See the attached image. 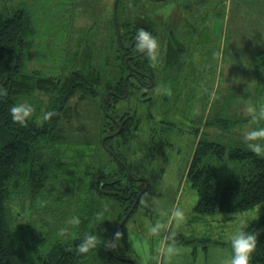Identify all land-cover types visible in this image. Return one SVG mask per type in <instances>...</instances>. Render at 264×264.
<instances>
[{
	"label": "rangeland",
	"instance_id": "rangeland-1",
	"mask_svg": "<svg viewBox=\"0 0 264 264\" xmlns=\"http://www.w3.org/2000/svg\"><path fill=\"white\" fill-rule=\"evenodd\" d=\"M18 6L37 29L24 73L37 70L62 79L79 69L73 59L91 47L93 64L102 73L111 70L117 78V54L109 50V41L124 39L133 44L140 27L152 31L162 46L159 63L143 55L145 73L131 67L135 79L115 99L106 95L102 104L99 97L77 94L68 103L71 118L55 128L57 140L49 144L53 153L47 154L53 158L48 185L49 189L55 186L53 191L31 202L21 189L8 199L7 219L18 245L26 250L28 244L36 247L44 233L65 227L51 206L53 196L63 193L65 185H75L76 176L97 163L104 172L117 171L113 159L117 155L142 189L134 203L149 190L148 199L133 213L134 205L125 214L116 202L98 201L102 240L121 232L117 258L154 264L156 238L148 228L166 219L159 215L161 208L175 205L185 209L186 219L174 226L182 251L171 264H221L230 254L228 238L236 220L246 214L249 226L260 208L232 215L197 214V195L185 174L201 134L246 146L244 133L263 125L264 120L257 124L242 119L249 117V104H264V80L255 74L252 61L264 50V0H0L7 13ZM116 21L119 26L111 30ZM109 57L106 68L102 60ZM116 62L118 66L120 61ZM162 86L170 87L172 94L158 91ZM24 101L35 106L38 123L43 111L51 108L52 97L37 93ZM217 119L241 123L222 128L216 126ZM105 143L113 152L105 149ZM222 169L224 174L232 166L223 164Z\"/></svg>",
	"mask_w": 264,
	"mask_h": 264
},
{
	"label": "trees",
	"instance_id": "trees-1",
	"mask_svg": "<svg viewBox=\"0 0 264 264\" xmlns=\"http://www.w3.org/2000/svg\"><path fill=\"white\" fill-rule=\"evenodd\" d=\"M115 24H112L111 30L119 26L117 21ZM36 35L37 29L23 7L18 6L10 13L0 7V88L6 89V94L0 95V264H87L88 260L90 264H136L129 259L117 258L115 249L106 248L103 243L96 251L87 254L76 250L79 237L85 231L95 230L100 221L97 217L99 200L116 202L127 214L133 205L132 213L142 200L148 199L147 188L134 203L142 189L133 179L135 176L128 175L126 166L121 164L117 155L113 156L118 165L117 171L104 172L101 164L97 163L77 175L75 185H65L63 193L53 196L54 205L51 206L58 211V218H62L65 228L75 232V236L66 234L67 238L61 240L57 235L58 228L54 234L44 233L36 247L28 244L26 250L18 245L10 230L7 204L11 194L24 189L33 202L43 194L49 195L55 187L49 189L48 186L53 158L47 154L51 153L49 151L53 153L49 144L56 139L53 137L55 128L61 120L71 118L68 103L79 94L81 98L99 97L104 104L106 95L115 99L132 84L135 78L131 75V67L143 73L147 69L145 57L135 49V42L127 44L124 39H117L109 41V50L117 54L114 58L119 72L117 78L111 70L105 69L102 73L93 64L91 47H86L84 54L73 59L79 64V69L75 68L62 79L45 76L37 70L24 73L25 58L35 44ZM135 52L138 54L134 56ZM116 61H120L118 66ZM252 61L255 74L264 80V50L257 52ZM102 62L107 68L111 59L105 58ZM37 93L52 97L49 110L54 109L56 114L38 124L34 118L36 110L24 124L13 121L10 107ZM103 108L107 112V106ZM250 120V117H245L242 122ZM215 123L218 127L228 128L241 122L217 119ZM138 126L139 123L135 129ZM124 131H120L119 135ZM208 136L201 134L186 168V181L197 195L194 211L205 216L232 215L259 207V216L248 226V230L257 234V247L252 253L251 264H264V157L252 153L238 141L226 143ZM104 147L112 151L107 143ZM223 164L231 165L232 170L222 174ZM73 214L81 218L77 228L68 224V218ZM98 227L96 231L99 234ZM110 237L107 234L106 240Z\"/></svg>",
	"mask_w": 264,
	"mask_h": 264
},
{
	"label": "clouds",
	"instance_id": "clouds-1",
	"mask_svg": "<svg viewBox=\"0 0 264 264\" xmlns=\"http://www.w3.org/2000/svg\"><path fill=\"white\" fill-rule=\"evenodd\" d=\"M134 47L153 64L160 62L162 46L152 31L144 27L138 28L135 35ZM158 91L164 95L170 96L172 94V89L168 86H162ZM4 94H6V89L0 88V95ZM35 111V106L27 101L14 103L9 109L11 119L20 124L26 123ZM246 112L250 119L257 124L260 120H264V104H249ZM55 114L54 109L43 111L38 123L49 120ZM243 140L248 150L259 157H264V142H261L264 140V126L250 127L244 133ZM159 215L166 219L164 221L154 222L148 228L149 234L156 238V246L152 253V260L154 264H171L182 251L174 238L176 236L174 226L178 228L185 222L186 212L184 208L173 205L167 209L161 208ZM97 217H100L99 213H97ZM102 221L101 219L96 224V228ZM249 221L250 219L246 214L239 216L236 220V228L228 238L230 254L222 260L221 264H251L252 253L257 247V234L256 232L248 230ZM68 224L72 228H77L81 224L80 216L76 214L71 215L68 218ZM96 228L93 231H85L79 237L78 243L76 244L78 253L87 254L96 251L102 243L106 248L115 249L118 246L121 232L116 231L111 240H102ZM66 234L76 235L75 232H70L68 228H59L57 235L61 240L67 238Z\"/></svg>",
	"mask_w": 264,
	"mask_h": 264
},
{
	"label": "water",
	"instance_id": "water-1",
	"mask_svg": "<svg viewBox=\"0 0 264 264\" xmlns=\"http://www.w3.org/2000/svg\"><path fill=\"white\" fill-rule=\"evenodd\" d=\"M123 222H124V220L122 221V223H123ZM116 231H117V230H116ZM116 231H114L113 236H114V234H115ZM113 236L111 237V239L113 238Z\"/></svg>",
	"mask_w": 264,
	"mask_h": 264
}]
</instances>
